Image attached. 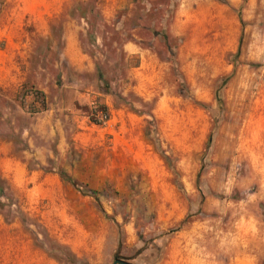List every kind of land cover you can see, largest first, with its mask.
<instances>
[{
	"label": "rangeland",
	"instance_id": "374dc122",
	"mask_svg": "<svg viewBox=\"0 0 264 264\" xmlns=\"http://www.w3.org/2000/svg\"><path fill=\"white\" fill-rule=\"evenodd\" d=\"M127 42L165 59L156 114L131 91ZM13 52L46 106L0 88L10 258L264 264V0H0L1 66Z\"/></svg>",
	"mask_w": 264,
	"mask_h": 264
},
{
	"label": "crops",
	"instance_id": "0c3cea01",
	"mask_svg": "<svg viewBox=\"0 0 264 264\" xmlns=\"http://www.w3.org/2000/svg\"><path fill=\"white\" fill-rule=\"evenodd\" d=\"M51 17L52 15L50 13L47 18ZM74 39L75 36L72 34L66 35L65 51L68 57L75 50L76 40ZM124 47L128 52L129 57L135 58L136 60V64L130 68L131 91L140 96L144 101L152 102L156 99H159L157 106L151 110L156 114L161 108L160 100L164 99V95L159 93L160 90H164L159 86V82L161 81V77H165V59H161L155 49L147 47L141 43L127 42ZM70 58L72 59L71 56ZM81 58L84 59V57ZM21 74L22 71L19 67V63L17 62V53H9L7 57V63L4 66H1L0 64V88L6 91L20 90L26 85L27 82V78H21ZM8 98L9 97H7V100L10 101ZM10 98L13 99L12 97ZM116 109L121 110V106L116 107ZM131 112L138 114L133 109H131ZM130 116L132 117V114H130ZM43 121H45V116L42 120L39 119L38 121L39 124L37 128L40 130H42V125L40 123ZM260 127L262 130L258 131V136L255 138L258 141H260V138H262L264 124L261 123ZM153 157L155 159L154 166L158 167L159 169L162 165V161L160 157L154 152ZM24 250L27 251V253L24 252L22 255L18 254L19 257L10 258L9 251L3 247H0V251L2 252L0 256L1 264H66L63 258L53 255L50 252H43L38 248L27 246H25ZM32 254L34 255L30 256Z\"/></svg>",
	"mask_w": 264,
	"mask_h": 264
},
{
	"label": "trees",
	"instance_id": "16d2710c",
	"mask_svg": "<svg viewBox=\"0 0 264 264\" xmlns=\"http://www.w3.org/2000/svg\"><path fill=\"white\" fill-rule=\"evenodd\" d=\"M100 79V87L103 89L104 93H110L109 85L106 83H103L102 74L100 73L99 76ZM28 96H31V98L28 100ZM20 99L25 103L26 107L29 108V110L33 113L41 111V109H45L46 106V97L42 91L37 89L36 87H23L21 93H20ZM104 110L103 116L105 119L108 118V112L107 107H103ZM116 258L119 257L118 252L115 253Z\"/></svg>",
	"mask_w": 264,
	"mask_h": 264
},
{
	"label": "water",
	"instance_id": "95a60500",
	"mask_svg": "<svg viewBox=\"0 0 264 264\" xmlns=\"http://www.w3.org/2000/svg\"><path fill=\"white\" fill-rule=\"evenodd\" d=\"M112 264H132L129 261L123 259V258H115Z\"/></svg>",
	"mask_w": 264,
	"mask_h": 264
},
{
	"label": "built area",
	"instance_id": "2783aa9c",
	"mask_svg": "<svg viewBox=\"0 0 264 264\" xmlns=\"http://www.w3.org/2000/svg\"><path fill=\"white\" fill-rule=\"evenodd\" d=\"M31 98V96H28V100Z\"/></svg>",
	"mask_w": 264,
	"mask_h": 264
}]
</instances>
